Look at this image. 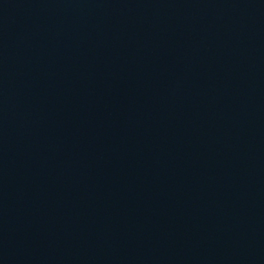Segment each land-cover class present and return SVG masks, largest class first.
I'll list each match as a JSON object with an SVG mask.
<instances>
[{
	"label": "water",
	"instance_id": "95a60500",
	"mask_svg": "<svg viewBox=\"0 0 264 264\" xmlns=\"http://www.w3.org/2000/svg\"><path fill=\"white\" fill-rule=\"evenodd\" d=\"M0 264H264V0H0Z\"/></svg>",
	"mask_w": 264,
	"mask_h": 264
}]
</instances>
